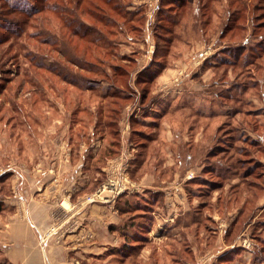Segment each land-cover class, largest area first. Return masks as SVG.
<instances>
[{
	"label": "rangeland",
	"instance_id": "1",
	"mask_svg": "<svg viewBox=\"0 0 264 264\" xmlns=\"http://www.w3.org/2000/svg\"><path fill=\"white\" fill-rule=\"evenodd\" d=\"M16 1L0 0L1 194L24 197L56 150L93 191L116 161L149 209L178 181L172 219L126 263L264 264V0H46L31 16Z\"/></svg>",
	"mask_w": 264,
	"mask_h": 264
},
{
	"label": "crops",
	"instance_id": "2",
	"mask_svg": "<svg viewBox=\"0 0 264 264\" xmlns=\"http://www.w3.org/2000/svg\"><path fill=\"white\" fill-rule=\"evenodd\" d=\"M161 103L147 104L141 115L138 110L127 112L126 122L145 124V118L141 116L148 110L162 109ZM97 140L99 142V138ZM64 151L65 148L63 154L58 150L54 155L46 153L44 158L49 156V160L37 162L42 166L43 173L40 174L43 175L40 180L31 179L24 197L12 198L0 192V254L5 264H79L74 262L77 258L125 264L130 258L128 253L142 251L143 246L138 240H144L145 234L159 235L154 225L156 220L162 223L172 219L174 206L167 199L172 197L167 194L171 188L177 189L178 181L159 184L156 191L161 194L160 199L155 198L148 205L153 206L150 209L145 207L141 198L129 193L107 203L87 202L85 197L93 189L81 184L78 174L81 171L77 172L80 162L70 165L69 152L65 154ZM6 198L10 200L7 202ZM261 202L264 208V200ZM144 210L152 222L146 227L143 224ZM51 226L56 228V234L44 249L40 246L39 236ZM118 255L123 259L116 262L114 258Z\"/></svg>",
	"mask_w": 264,
	"mask_h": 264
},
{
	"label": "built area",
	"instance_id": "3",
	"mask_svg": "<svg viewBox=\"0 0 264 264\" xmlns=\"http://www.w3.org/2000/svg\"><path fill=\"white\" fill-rule=\"evenodd\" d=\"M106 173L107 177L105 181L102 182L95 191L85 197L87 202L107 203L118 198L123 193L125 194L133 191L134 186L127 180L126 167L124 164L121 165L115 161L114 164L107 169ZM54 234H56V229L53 226H51L47 232L40 234L39 241L44 249L47 247L48 239Z\"/></svg>",
	"mask_w": 264,
	"mask_h": 264
},
{
	"label": "trees",
	"instance_id": "4",
	"mask_svg": "<svg viewBox=\"0 0 264 264\" xmlns=\"http://www.w3.org/2000/svg\"><path fill=\"white\" fill-rule=\"evenodd\" d=\"M34 1H38L39 3H41V6H37L35 4L36 2H34ZM165 2H167V1H165ZM180 2L183 4L184 0H170V1L168 0V3H167L168 4V7L167 8L169 9V11H171L172 7H176L175 5L178 4V3H180ZM45 3H46V0H18L16 2H14L15 5L12 4V7H13V9L14 8L20 9L21 11H24L23 13H26L28 16H31V15H35L37 13L39 14L40 12H42L45 9V7H46L45 6ZM104 3L106 4V1H104ZM48 5H51L52 8L57 9L59 7L58 5H60V4H58L57 2H52L51 4H48ZM102 10H103V8H102ZM160 11H161V9H160ZM95 20L97 22H102L104 20L107 23L112 21V20H110V18H105V15L104 14L100 16V19L96 18ZM103 25H106V23L103 24ZM18 32H21V30L17 31V33ZM87 33H92V35H94V34H97L98 35L101 32L97 31L93 26H90L89 28H87V31H85L83 34H81V33L80 34H77V32L75 30H72V34L73 35H77L79 37L85 36V35H87ZM99 36H101V34ZM102 37H103V35H102ZM100 39H102V38H100ZM98 40L99 39H97V41ZM79 59H81L80 56L78 57V59L76 58V59H70V60L73 61V62L76 61L75 64L78 66L79 65L78 61L80 62ZM84 62H86V61H84ZM40 67H41V65H40ZM79 67H81V66H79ZM57 75L60 76L59 73ZM63 79L65 81V77H63ZM236 113L237 112H234L233 115L236 114ZM261 139H262V141H261V144H262V142L264 141V134H262ZM262 145H263V148H264V144H262Z\"/></svg>",
	"mask_w": 264,
	"mask_h": 264
}]
</instances>
